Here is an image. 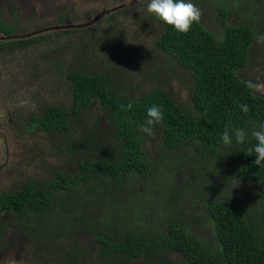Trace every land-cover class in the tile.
<instances>
[{"label": "trees", "instance_id": "trees-1", "mask_svg": "<svg viewBox=\"0 0 264 264\" xmlns=\"http://www.w3.org/2000/svg\"><path fill=\"white\" fill-rule=\"evenodd\" d=\"M216 7L224 25L221 38L201 22L181 33L161 21L160 34L154 40L155 52L166 54L180 70L176 72L170 63L171 75L160 76L159 83L144 93L116 91L110 85L106 68L69 70L63 74L71 90L70 105L61 108L49 104L29 120V125L44 132H68L72 116L97 104L106 111L112 125L113 143L118 148L114 146L102 153L97 147L95 152L99 154L94 159L78 160L77 169L72 173L58 171L45 186L32 180L19 189L0 192V242L6 230L13 225L35 244L32 235L36 233L37 239L48 243L64 237L68 240V252L81 256L82 251L75 244L77 232L80 229H91L92 233L99 230L89 226V211H93L89 198L99 204L104 202L97 197L99 193H104L107 201L122 195H136L130 192L129 178L135 175L139 181L148 184L156 171V158L161 160L164 155L168 159L175 152L193 145L198 162L196 167L200 166L197 169H203L201 172L209 167L212 169L209 185L219 190V194L195 199L190 194L193 185L189 183L193 182L181 180L167 197L170 200L162 203L165 214L156 225L122 227L106 233L107 236L98 234L96 240L101 244V255L121 254L138 259L161 252L162 264H264V163L261 166L254 164L256 156L251 151L257 143L251 137V130L264 126V94L250 90L246 86L249 80L244 77V70L251 60L253 42L259 33L264 34V10H260L262 7L258 9L256 4L257 10H251L255 15L250 25L247 22L230 24L225 21L227 10L222 6ZM0 32L4 35L16 33L14 25L6 23L1 15ZM38 36L0 40V43L9 48L31 45L45 38ZM59 53H55L58 56L55 62L61 72ZM155 59L150 58V79L159 71L152 64ZM177 76L187 84L190 99L185 106L179 104L163 86L164 81ZM129 102L133 103V108L127 112L120 111L119 105ZM152 105L161 108L163 119L154 126L151 138L157 142L149 155L146 143L150 136L145 135L139 126L145 122L147 109ZM239 105H247L249 111L243 112ZM225 128H244L249 135L243 144H237L233 137V143L225 146L221 140ZM80 142V139L73 140L67 146L68 150L73 151ZM103 154L104 157L101 156ZM111 155L114 159L108 158ZM223 181L228 187H224ZM231 182L237 184L233 189L229 185ZM141 193L145 198L143 188ZM196 201L202 203L201 207ZM55 203L68 204V213L63 215L67 217L70 214L72 219L64 218L59 223L57 220L56 225H62L61 232L57 234L48 225H43V219L54 212ZM194 208L204 210L202 222L210 224L209 240L195 235L189 228L191 221L182 215L184 210ZM172 213L176 215L171 216ZM165 216L169 221L164 229L159 221ZM49 246L53 248L51 243ZM165 251L172 255L167 258ZM47 262L40 264H63L58 259Z\"/></svg>", "mask_w": 264, "mask_h": 264}, {"label": "rangeland", "instance_id": "rangeland-1", "mask_svg": "<svg viewBox=\"0 0 264 264\" xmlns=\"http://www.w3.org/2000/svg\"><path fill=\"white\" fill-rule=\"evenodd\" d=\"M148 2L149 0H0V15L6 23L14 25V34L30 33L52 25L86 22L103 10L123 5L86 27L53 29L32 34L46 39L31 45L22 44L9 48L0 43V192L19 189L25 182L32 180L45 186L58 171L72 173L77 169L78 160L94 159L99 154L95 152L97 147L101 148L102 153L106 149L117 147L113 143L112 125L106 111L97 104L72 116L68 132H44L29 125V120L49 104L61 108L70 105L71 90L63 74L69 70L93 71L97 67L106 68L111 79L110 85L116 91L141 94L159 83L160 76L171 75L170 63L176 72L180 70L166 54L155 52L154 40L160 34L162 22L147 11ZM192 2L201 10L200 22L217 38H221L224 25L216 6L227 10L225 21L230 24L247 22L250 25L255 15L251 10H257L256 4L258 9L262 7L260 10H264V0ZM78 29L83 31H76ZM6 36L8 35L0 32V40H9L4 38ZM57 51L60 52L58 61L62 67L61 72L55 62L58 59L55 54ZM250 53L251 60L244 70V77L253 82H264V45L258 44L255 39ZM152 57L156 58L152 64L159 71L156 77L150 79ZM163 86L182 106L189 102L187 84L178 76L164 81ZM20 100H29L35 104V109L30 105L18 106ZM91 129L94 132L85 137ZM78 139L82 142L76 149L69 151L67 146ZM156 142L151 137L147 138L146 149L149 155ZM194 151L195 147L190 145L168 159L164 155L161 160L156 158V171L154 170L148 184L139 181L135 175L129 178L130 192L136 195H122L116 200L107 201L105 194L99 193L97 197L104 201L99 204L89 198L93 208V211H89V226L99 230L92 233L91 229H80L77 232L75 244L82 251L81 256L68 252V240L64 237L52 239L49 243L53 248H50L47 241L37 239L38 233L32 235L36 240L35 244L28 241L17 226L12 225L0 242V264H40L55 262L57 259L63 264H121V261L123 264H162L161 252L138 259L121 254L104 257L96 237L98 234L107 236L106 233H113L122 227L156 225L165 214L161 208L162 203L170 200L167 197L181 180L184 183H189V180L193 182L189 183L193 185L190 194L195 199L219 194V190H214L209 185L213 177L212 169L209 167L203 172L200 171L203 169L198 170L200 166L196 167L198 162ZM101 156L104 157L105 154ZM108 158L114 159V156ZM223 183L224 187H228L226 181ZM229 185L233 189L237 184L231 182ZM142 188L145 190V198L141 193ZM231 193L235 195L233 191ZM196 203L201 207L200 201ZM78 206L77 211H80ZM68 207L65 203H55L54 212L43 219V225H48L56 234L61 232L62 225H56V221L59 220V223L61 219H71L70 214L67 217L63 215L68 213ZM174 215L172 213L171 216ZM182 215L191 221L189 228L195 235L205 240L210 239V224L202 222V208L186 209ZM7 220L8 218L5 221ZM168 221L166 216L162 217L159 221L161 228L165 229L164 225ZM165 254L167 258L172 255L169 251H165Z\"/></svg>", "mask_w": 264, "mask_h": 264}, {"label": "clouds", "instance_id": "clouds-1", "mask_svg": "<svg viewBox=\"0 0 264 264\" xmlns=\"http://www.w3.org/2000/svg\"><path fill=\"white\" fill-rule=\"evenodd\" d=\"M147 11L153 14L160 21L172 26L177 32H188L193 24L199 23L201 19V10L192 0H149L147 4ZM257 43L264 45V34L256 37ZM246 86L254 93L264 94V82L246 81ZM138 99V98H137ZM31 106L35 109V104L29 100H20L18 106ZM133 103L129 102L126 105H119L120 111L127 112L133 108ZM241 110L245 113L249 111L247 105H239ZM146 120L141 124L140 130L147 136H154V126L163 119V112L157 105H152L147 109ZM249 133L244 128H225L221 140L223 145L230 146L233 143V137L237 144H243ZM251 137L257 143L254 145L253 151L256 159L254 164L260 165L264 163V126L259 129L253 128L251 130ZM251 154V153H248Z\"/></svg>", "mask_w": 264, "mask_h": 264}, {"label": "water", "instance_id": "water-1", "mask_svg": "<svg viewBox=\"0 0 264 264\" xmlns=\"http://www.w3.org/2000/svg\"><path fill=\"white\" fill-rule=\"evenodd\" d=\"M121 7H123V5H119V6H116V7H113V8H109V9L103 10V11L97 13V15L95 17H93L92 19H90V20H88L86 22L77 23V24L52 25V26L40 28V29H38V30H36L34 32L25 33V34H13V35H8V36H6L4 38L18 39V38H25V37L31 36L32 34L39 33V32H42V31H47V30L86 27V26L92 24L96 19H98L102 15H104L106 13H109L110 11L116 10L118 8H121Z\"/></svg>", "mask_w": 264, "mask_h": 264}]
</instances>
